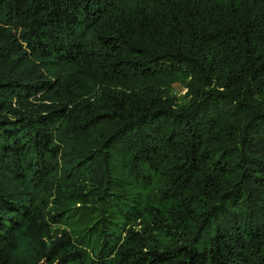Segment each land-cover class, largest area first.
<instances>
[{
  "label": "trees",
  "instance_id": "1",
  "mask_svg": "<svg viewBox=\"0 0 264 264\" xmlns=\"http://www.w3.org/2000/svg\"><path fill=\"white\" fill-rule=\"evenodd\" d=\"M0 264H264V0H0Z\"/></svg>",
  "mask_w": 264,
  "mask_h": 264
},
{
  "label": "rangeland",
  "instance_id": "2",
  "mask_svg": "<svg viewBox=\"0 0 264 264\" xmlns=\"http://www.w3.org/2000/svg\"><path fill=\"white\" fill-rule=\"evenodd\" d=\"M173 93H174L176 99L178 100L179 104H183L185 102L184 96L187 94V89L184 86V84H182V83L177 84L175 86Z\"/></svg>",
  "mask_w": 264,
  "mask_h": 264
}]
</instances>
